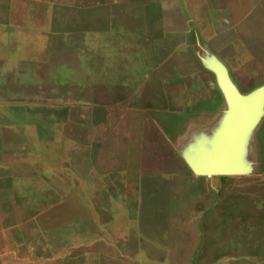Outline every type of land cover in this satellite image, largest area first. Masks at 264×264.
<instances>
[{
	"label": "crops",
	"instance_id": "crops-1",
	"mask_svg": "<svg viewBox=\"0 0 264 264\" xmlns=\"http://www.w3.org/2000/svg\"><path fill=\"white\" fill-rule=\"evenodd\" d=\"M230 94L263 174L264 0H0V264H202L154 200L248 179L190 168Z\"/></svg>",
	"mask_w": 264,
	"mask_h": 264
},
{
	"label": "rangeland",
	"instance_id": "rangeland-1",
	"mask_svg": "<svg viewBox=\"0 0 264 264\" xmlns=\"http://www.w3.org/2000/svg\"><path fill=\"white\" fill-rule=\"evenodd\" d=\"M225 178L201 182L200 187L195 185L194 188L186 182L179 195L155 199V203L164 208H187L190 212L189 216L184 214V219L177 213L181 218L178 225L182 222L184 225L169 226L163 233L169 236L183 233L185 241L180 249L185 254H196L202 264H218L216 258L224 254L226 258L232 256L261 264L264 262V173L248 174L244 177L248 179L244 180ZM140 204L141 199L137 198L136 205ZM83 248L79 245L70 251L80 254Z\"/></svg>",
	"mask_w": 264,
	"mask_h": 264
},
{
	"label": "water",
	"instance_id": "water-1",
	"mask_svg": "<svg viewBox=\"0 0 264 264\" xmlns=\"http://www.w3.org/2000/svg\"><path fill=\"white\" fill-rule=\"evenodd\" d=\"M231 108L222 131L219 133L215 149L210 153L206 164L191 165L196 174L208 176H237L252 174L251 166L242 165V135L255 123V109L251 101H238L230 94ZM228 161V162H227Z\"/></svg>",
	"mask_w": 264,
	"mask_h": 264
},
{
	"label": "bare ground",
	"instance_id": "bare-ground-1",
	"mask_svg": "<svg viewBox=\"0 0 264 264\" xmlns=\"http://www.w3.org/2000/svg\"><path fill=\"white\" fill-rule=\"evenodd\" d=\"M228 162V161H227Z\"/></svg>",
	"mask_w": 264,
	"mask_h": 264
}]
</instances>
